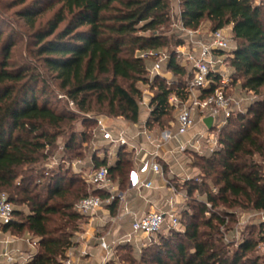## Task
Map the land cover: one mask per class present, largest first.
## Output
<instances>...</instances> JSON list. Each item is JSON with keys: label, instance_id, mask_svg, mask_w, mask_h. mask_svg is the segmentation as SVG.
<instances>
[{"label": "trees", "instance_id": "trees-1", "mask_svg": "<svg viewBox=\"0 0 264 264\" xmlns=\"http://www.w3.org/2000/svg\"><path fill=\"white\" fill-rule=\"evenodd\" d=\"M26 2L12 0V5H24L19 14L31 24L46 9L60 6L34 33L38 58L34 64L28 59L20 63L12 59L16 43L11 34L3 37L0 25V193L6 192L16 207L28 208V212L16 208V219L7 225L16 234L30 232L37 240L36 252L26 264H64L67 250L76 244L75 237L86 222L76 209L78 201L90 194L103 195L64 164L45 175L47 162L58 151L68 161L83 155L78 148L87 141V132L81 131L78 140L74 126L80 115L68 106L69 102L84 114L83 124L89 121V113L137 123L143 100L138 82L150 80L149 59L141 57V53L167 51L171 56L167 68L175 77L171 81L160 74L153 77L151 87L156 91L147 120L149 128L160 129L167 125L166 118L173 111L169 97L186 95L192 68L178 59L176 48L183 40L162 31L172 20V0ZM178 2L186 28L198 29L205 21L210 22L211 30L233 25L237 45L228 59L231 86L240 81L243 89L263 96L228 119L219 132L215 151L196 156L198 161L193 165L202 169L216 190L186 182L189 199L194 191L205 195V199L193 205L187 203L182 212L184 231L163 235L161 243L148 245L139 258L127 251L126 261L264 264L254 254L264 241L262 229L257 237L250 231L236 248L230 249L221 230L226 225L227 212L217 211L220 206L264 211V0L260 4L255 0ZM64 22L66 26L58 31ZM58 87L67 97L68 107L52 105ZM226 89L231 91L230 86ZM91 120L98 126L96 119ZM93 159L96 167L108 166L111 178L120 183L126 181L133 167L124 146L114 165H108L107 157L99 159L94 155ZM206 182L205 179L203 184ZM115 203L110 205L112 209ZM124 246L134 249L129 244Z\"/></svg>", "mask_w": 264, "mask_h": 264}, {"label": "built area", "instance_id": "built-area-1", "mask_svg": "<svg viewBox=\"0 0 264 264\" xmlns=\"http://www.w3.org/2000/svg\"><path fill=\"white\" fill-rule=\"evenodd\" d=\"M255 0L256 4H260ZM263 1V0H262ZM182 30L187 34L189 44L192 46L194 53L190 56L193 60L192 64V77L188 80L185 87V96H179L172 94L169 97V104L173 107L175 113V125L179 134L187 133L195 125V112L200 111L206 116H212L214 118L212 130L202 135L208 141V150L213 152L219 146V132L221 128L227 123L228 119L237 112H243L247 109L244 106L249 99L236 100L227 91V86L231 82L230 75L225 72L224 60L222 58L221 51H233L235 47L232 46V37L226 34L223 29L211 30L208 34L198 29H189L184 27L182 23ZM207 34V35H206ZM141 57L148 58L150 60L157 61L155 65L149 68L151 77L160 74V68L162 62H168L170 60V53L167 51H154L149 50L142 52ZM163 75V74H162ZM219 76V81L216 77ZM257 98L251 101L254 102ZM73 105V102L70 101ZM140 105H145L144 101L140 102ZM98 127L97 131L102 134L104 140L116 145L117 147L127 146L132 150H136L135 146H132L127 136L123 131L114 133L109 128L105 121L104 116L97 117ZM143 134L148 139H152L153 135L147 130H143ZM166 136H170L169 133H165ZM184 149L185 146H182ZM66 163L68 167H80L83 164L81 159L74 161H67L59 159L53 156L46 164L45 175H50L54 166ZM78 172L82 173L80 168ZM162 173V167L160 163L154 158H145L141 161L137 169H133L130 172V184L132 187L140 189H149L153 187V182L147 178L150 173ZM82 177L95 188L102 192L103 195L90 194L81 198L76 209L82 214L89 222H95L98 218V213L103 209L108 208L114 201L124 198L122 193L115 191L112 186V178L110 176L109 167L106 165L100 167H94L89 173L84 172ZM40 181V180H39ZM168 210H156L148 212L141 217L135 218L132 222V233L124 237L125 242H130L138 234H144L147 236L160 233L162 229L168 228L169 230L177 229L181 225V213L173 199L170 200ZM16 206L10 200L9 195L6 192L0 193V225L7 226L11 224L15 219ZM240 230L236 227L233 230L234 238L240 240ZM225 240L229 241L227 235ZM33 247H37L38 243L36 239L29 240ZM1 244L6 245L8 241H1ZM101 246L103 249L110 251L111 246L105 239H102ZM76 249L74 246L69 248L66 252V258L64 264H81L84 259V255H75ZM8 264H26L33 258V254L30 253L25 260L21 263H17L16 254L12 251L5 250L3 254Z\"/></svg>", "mask_w": 264, "mask_h": 264}, {"label": "crops", "instance_id": "crops-1", "mask_svg": "<svg viewBox=\"0 0 264 264\" xmlns=\"http://www.w3.org/2000/svg\"><path fill=\"white\" fill-rule=\"evenodd\" d=\"M229 26H231L232 31L233 25ZM164 77L170 79L169 81L173 78L168 74H165ZM229 86L230 90H233L231 82L227 87ZM149 116L145 115L142 118L140 115L137 123H128L123 118L111 119L107 116L104 117L106 125L114 133L123 131L131 145L136 147V150L124 146L133 160V167L127 174L126 181L120 183L118 179L112 178V186L115 191L122 193L124 198L117 200L113 209L109 206L100 211L95 222H89L86 219V222L82 225V230L75 237V255H84L81 264H93V258L95 259L97 256L96 251L101 253L103 264H105L113 253V244L119 239V242L129 244L133 248H135L134 244L137 247L138 245L141 246V242L147 240V235L138 234L133 236L134 238L130 242L123 240L124 237L132 233L133 220L151 211L168 210L171 199L174 200L181 214L186 209V200L189 199V196L185 184L194 174L198 173L197 167L191 163L187 153L189 150H197L202 154L209 152L208 141L202 137L205 132L212 130L204 122V119L208 116H206V113L196 111L195 125L185 134H179L177 129L154 132L157 129L156 127L149 128L147 126ZM144 129H147L153 135L152 139H148L143 134ZM165 133H169L170 136H166ZM182 146H185V148L183 149ZM119 149L120 147L109 142L106 150L103 153L99 152L97 157L99 159L107 157L108 165H114L118 159ZM93 156L90 160L91 169L87 171V168L83 166L84 164L79 167L82 169V173L79 172L81 175L84 172L89 173L92 168L96 167ZM154 157L160 163L162 173L152 172L147 176L153 182V187L149 189L132 187L130 172L137 169L143 159ZM28 239L33 240L30 232L20 235L7 228V226L0 225V242L8 241L7 249L6 245L0 243V254H3L5 250L12 251L17 255V263H21L30 253L34 255L37 249V247L31 245ZM102 239L110 240V243L107 242L111 246L110 251L102 248ZM25 243L31 248L29 247L30 249L26 250ZM0 264H8L2 255H0Z\"/></svg>", "mask_w": 264, "mask_h": 264}, {"label": "rangeland", "instance_id": "rangeland-1", "mask_svg": "<svg viewBox=\"0 0 264 264\" xmlns=\"http://www.w3.org/2000/svg\"><path fill=\"white\" fill-rule=\"evenodd\" d=\"M35 0H27L26 3H30ZM258 2V0H256ZM259 1V3H261ZM24 5H12V0H0V25H2V30L4 31L3 37L5 38L6 36L11 34L12 39L15 41L16 45L13 47V53H12V59L16 61L17 63H20L26 59L30 60L33 64L37 63L36 61L38 58L35 55V38H34V33L35 31L39 28L44 26L49 19H51L54 14L56 13L57 9L59 8L60 4L55 5L52 8L46 9L41 15H39L34 24H31L30 21L26 20L24 17H22L19 14L20 9H22ZM66 26V22L62 23L60 27L58 28V31L63 29ZM231 26H226L224 28V31L226 32L227 35L232 37V46L233 48L236 47L237 42L233 38V33L231 31ZM201 31L205 33H209L211 31V24L208 21H205L201 25ZM165 33L168 34L169 37H174L175 40L181 39L183 40V44L178 46L176 48V52L178 54V59L180 62L185 65L188 69L192 68L193 60L190 58V56L194 53L192 46L189 44V40L187 39L186 32L182 30V21L180 19V5L178 0H172V20L171 23L169 24L168 27L163 28ZM206 34V35H207ZM222 54V58L224 60V69L227 74L230 75L231 72V67L229 65L228 59L230 56L231 51H221L219 52ZM157 61L155 60H147L148 67L151 68L155 65ZM43 71H46L44 67ZM160 75H165L168 74L169 76L173 77L174 79L175 75L173 74L172 71H170L167 68L166 62H162L161 68H160ZM170 73V74H169ZM50 76V73H48ZM159 75V74H158ZM148 77L150 78L149 81H139L138 82V87L142 90L143 93V101L145 105H140V115L143 118L145 115H150L152 111L151 107V100L152 97L156 91L155 88L151 87V82L154 80V78L151 77V74L149 72ZM170 80V79H168ZM52 85H56L55 81H52ZM264 91V90H263ZM231 94L236 100H240L241 98L243 99H249L246 104H244L245 107H249L251 105V101L255 98L259 99L263 95H256L252 91L245 90L241 87L240 81L234 85L233 90L228 92ZM67 97L64 95L63 90L60 89V87L56 88L55 93H53V98H52V105L56 106L57 108H64V107H72L77 113H79V118L78 120L75 121V126L74 129L78 133V140L80 139V133L81 131H86L87 132V141L82 145V148H78L80 151H82V157L79 158L83 160V166L84 168H87L86 170L88 171L91 169L90 166V160L92 155H96L99 152H104L106 148L108 147V141L104 140L102 137V134L100 132H96V129L98 126L93 124L91 119L94 118V120H97V117L99 116H106L105 114H96V113H89L87 114V118L89 121L86 124L82 123V118L84 117V114L74 108L69 102L67 106ZM175 113L172 111V113L166 118V124L164 127H161L160 129L157 127V131L155 130L154 132H158L161 130H175L176 125L175 123ZM108 117V116H107ZM116 119V118H115ZM125 120V119H124ZM128 123H130L128 120H126ZM96 127V129H95ZM96 132V133H95ZM66 138V135L61 137L59 139L60 143L64 142V139ZM207 152V154H209ZM63 153L61 151H58L56 157L59 159H62ZM191 163L193 164L194 162L198 161L197 157L198 155H204L201 152L197 150H189L187 153ZM78 159H75V161ZM68 161V160H67ZM74 161V160H73ZM72 162V161H71ZM66 167H68V164L63 163ZM59 166V165H58ZM58 166H54L52 170L56 169ZM70 167V166H69ZM71 169L74 173H77L81 175V173L78 172L80 169L79 167H72ZM197 174H194L192 178L188 181L190 184L194 185H199L202 187V189L207 190L209 187H213V191H215V187L213 185V182L211 179L206 178L203 173L202 169L197 167ZM206 179L207 185H204V180ZM198 199H205V195L200 194L198 191H194L192 198L187 199L188 204H195ZM16 208L19 209H24V211L28 212V208H26L24 205L17 206ZM217 211L221 212H227L226 213V225H223L221 227V230L223 231L224 237H228L229 241L225 240L226 243L228 244L230 249H234L238 246V244L243 240V237L248 235L250 231H254V237H257L259 234L260 229H262L264 233V211H259L255 210L252 208H224L223 206H220L217 208ZM182 215V214H181ZM185 215L181 216V225L177 229H172L169 230L168 228L162 229L160 233H157L155 235H150L147 237V240L144 242H141V246L135 245L134 244V249L131 250L129 246H124L128 245L125 244L124 242H119L116 241L114 246L113 253L111 254L109 260L105 262V264H129L125 257L127 255V251L133 252L138 258L140 257L142 250H144L148 245L152 243H161L163 238L162 236H168L175 234L176 232L184 231L185 229ZM207 217L210 216V213L206 214ZM233 227V228H232ZM238 227L241 234H240V240H237L234 238L233 235V230ZM233 229V230H232ZM225 239V238H224ZM124 240V239H123ZM122 240V241H123ZM108 243H110V240H106ZM145 245V246H143ZM24 247L26 250L30 247L27 243H25ZM31 248V247H30ZM29 248V249H30ZM127 249V250H126ZM97 254L96 258H93V264H103V259L101 258V253L98 251L95 252ZM255 255H259L261 257V263L264 260V241L260 243L258 248L256 249Z\"/></svg>", "mask_w": 264, "mask_h": 264}, {"label": "water", "instance_id": "water-1", "mask_svg": "<svg viewBox=\"0 0 264 264\" xmlns=\"http://www.w3.org/2000/svg\"><path fill=\"white\" fill-rule=\"evenodd\" d=\"M213 121H214V118L212 116H208V117H206L204 119V122L208 126L209 129H212L213 128Z\"/></svg>", "mask_w": 264, "mask_h": 264}]
</instances>
